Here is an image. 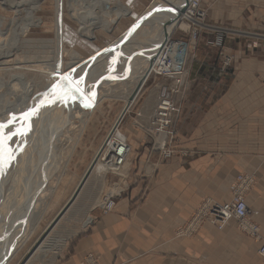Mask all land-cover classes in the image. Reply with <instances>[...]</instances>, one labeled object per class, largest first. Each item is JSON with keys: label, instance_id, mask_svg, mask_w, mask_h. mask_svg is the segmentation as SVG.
<instances>
[{"label": "crops", "instance_id": "obj_1", "mask_svg": "<svg viewBox=\"0 0 264 264\" xmlns=\"http://www.w3.org/2000/svg\"><path fill=\"white\" fill-rule=\"evenodd\" d=\"M202 2L209 25H226L232 34L224 38L211 30L205 48L194 50L196 64L189 67V90L177 122L178 149L187 155L152 164L147 137L131 130L133 162L123 179L105 177L115 178L111 185L120 186L122 195L105 215L93 209L91 225L52 264H81L89 252L101 264H264L257 254L260 244L233 224L223 231L204 224L192 239L174 234L204 199L229 202L233 182L245 173L253 177L248 216L264 238V0ZM222 48L234 57L231 73L211 81ZM89 163L75 164L73 174L82 168L81 177Z\"/></svg>", "mask_w": 264, "mask_h": 264}, {"label": "bare ground", "instance_id": "obj_2", "mask_svg": "<svg viewBox=\"0 0 264 264\" xmlns=\"http://www.w3.org/2000/svg\"><path fill=\"white\" fill-rule=\"evenodd\" d=\"M42 1L43 0H21V2L17 5V7H25L26 9V18L24 19V24L21 28L22 36H19L20 44L18 47L20 48L18 50L15 49L14 53L13 51L5 50L8 41H4L0 44V74L2 77L5 76L9 79L5 82L4 79L0 77V123H6L13 116L17 117L16 121H22V114L28 112L29 109H32L37 102L44 98L46 93H49L48 89L50 86H52L54 82L59 79L57 75L61 76V78L63 76H68L69 80L72 81L70 85L73 86L74 89L75 82L80 81L81 77H83L82 82L79 84L81 91H75L80 93L85 100H88V102L92 92L95 93V96L90 101L92 107L88 108L87 111L81 109L78 105L74 104V102L71 103L70 99H68L67 102L66 99L69 96H66L63 99L59 97L55 98L56 100L54 103L48 104L47 107H44L36 115L32 116L26 125H23L25 127L26 134L19 135V137H17L18 141L16 140L17 143L15 146L11 143L13 140L11 141L9 139L5 142V148L7 150L5 160H7V154H11L12 159L8 161L11 163L9 167L7 166L8 162L0 165V264H12V260L18 255L34 230H36V227L50 205L52 197H55L57 185H59L58 183H60L64 178L63 176L70 166L71 153L73 152L75 144L79 140L83 126L87 124L90 114L95 111V109L99 106V103L105 97L112 98L114 96L111 88L113 85L119 83L124 87L123 95L120 96V100L123 101L124 105L110 129H112L111 132L114 130L113 133L121 135L120 138L124 144L127 143L129 148L127 149V146L125 145L127 149L126 157L130 160L132 148L128 142L127 136L121 132L119 123L123 120V116L129 111L128 109L136 101L139 93L145 85L148 84L149 79L152 76H155L154 74L158 76V71L170 70L171 66L167 62V58H165L167 51L166 44L170 40V36L172 35L175 27L182 20H184V18H188L186 8L191 2V0H187V5L183 7L182 5L185 0H153L151 1L152 3L150 2L151 5L149 4L150 6L144 12L136 16L135 19L133 18L134 21L120 34L119 37L111 41L109 44L98 48L92 55L88 57H81L75 50H67L63 48L61 41L63 36H61L62 27L60 19L62 12V0H53L55 13L54 39L39 41L40 46L43 47L44 51L40 53L41 57H39L37 62L34 60L32 61V58L29 57L25 59L24 56H22V59H24L22 61L19 58L18 52L29 48L36 43L28 38H25L26 36H24V34L26 35L32 27H38L41 24V20L36 18L34 15L41 9L40 6ZM88 1L90 2L91 0H86L84 2ZM73 2L74 1L72 0L70 10L68 11L69 16L79 23V35L90 41L95 39L96 31H101L109 35L114 30L120 19L132 15V10L125 6L121 0H99V3L97 2L98 5H100L99 15L97 14V11L91 9L95 6L94 3L90 6L84 5L85 8L81 11L77 10L79 8H76L75 3ZM111 2L114 5H111ZM167 6L177 7V16H172L167 9L165 10ZM26 7L29 8L27 9ZM101 15L102 17H99ZM134 25L138 26L133 30ZM164 27L165 30L163 29ZM128 36L130 39L128 38L129 40L124 44V46L123 44L122 46H119L122 41L127 39ZM1 37H6L8 39L10 36ZM51 46L53 51H47L48 48H51ZM175 49L174 44H172L171 51L174 52ZM118 52L119 54H117ZM191 54L189 58L191 57ZM113 57H115V60L120 57V65H114L115 74L108 71V67H111L112 65L110 64L114 62ZM17 58L20 59L19 62ZM64 59L67 62H65ZM186 62L187 61H185L184 68L186 66ZM125 66H127L126 68L129 70V75H126L127 77H123L122 75ZM26 72L34 73L36 77L38 76L45 80L42 89L37 91L41 93H38L39 95L34 101H32V95L35 88L39 86L33 84L32 80H26ZM185 73L187 74V71H185ZM111 74H114L115 78L112 77L113 79H110V77L108 79ZM121 75L122 77L118 78L120 81H116V77ZM102 76L105 78L107 76L108 80L102 79L99 81V78ZM162 76L163 75L160 77ZM188 86L189 81L187 75V88ZM3 89H6L8 93L4 92ZM45 89H47V91L42 93ZM163 91V89H160L159 96L162 95ZM9 95H11L10 98L14 99L16 102L9 104ZM165 108L166 104H160V101L157 100L149 119H152L153 117L158 120L161 119L162 115L159 113L164 111ZM180 111L175 123V130ZM74 121L80 123L82 128L80 129V124L76 125ZM67 122H69V125L66 124ZM14 123L13 125L10 124L8 128H6L5 133L22 127V124ZM50 123H53V125L56 124L50 129L51 132L46 129ZM60 123H63L64 125L63 127L58 128V124ZM36 125L38 127L34 128ZM68 127H71L69 128L71 130L79 128L78 135L74 137L75 139H73V137L70 138L69 130L67 129ZM38 128H41L40 131ZM138 128L145 132V130H147V124L138 125ZM37 130L39 131V137H37L38 139H36L32 145L33 156L29 153V157L26 155V158L24 159L17 158V160L20 161L15 163L13 158L17 147L24 145L26 142L29 143L30 138L33 137L32 135L35 134L34 132L37 133ZM145 135L151 142V138L146 132ZM14 141L13 144L15 143ZM63 142L67 145L64 146ZM114 142L115 140H113V137L111 140L110 138L108 140V135L106 136L102 145L100 144L101 146L98 148L99 150L95 153L94 158L91 160L89 165H87L83 175L77 182L75 189L72 190L73 192L70 194L69 198L45 227L42 236H45V234L51 230L59 219L68 211L80 192L87 186L90 176L95 174V179L103 180L104 176L102 172H107L110 176L116 177V175H119L120 179H123L126 172L125 170L130 165L129 160L123 158L124 161L122 164L117 166L115 162L111 160V152H108L107 154L104 152L105 145L107 144L109 147V144L113 145ZM176 142L175 145H177ZM148 147L149 155L152 156L153 151L150 143ZM111 148L112 146L110 149ZM176 150L177 149H175L174 155L167 161L175 157ZM180 154L181 156L187 155V153L184 152H180ZM21 163L27 165V167L25 166V169L20 167L19 169L17 165ZM30 164H33L31 167L36 169L35 173H32L34 170L32 171L31 167H29ZM7 167L9 168L8 173ZM21 170H24L23 172L25 175L22 176L20 181L18 178V171L20 174ZM32 174L34 175L32 176L33 179H28ZM6 183H8V185L5 189H2V186H4L3 184ZM252 184V175L237 176L230 188L232 198L229 202L217 203L211 200H205L199 207V210L195 212V214H192L186 225L177 231H182L185 234H192L198 230L203 222H209L211 225H215L217 228L222 229L229 224V222L235 221L238 223L239 228L242 231L255 240H258L259 227L249 220V208L244 195L245 191L250 190ZM121 195V188L119 186H112L109 190V195L102 198V209L104 214L113 210L116 200H118ZM97 197L98 196H96V198ZM242 202L246 206L244 219H241L240 221V219L236 220L232 217L227 219L220 218L222 213L226 211L225 208H231L233 204ZM66 238L61 240L58 238L59 240L54 243L57 247H64L67 240ZM41 240V238H37L34 241L32 244L34 249L40 245L42 242ZM31 247L25 250V254H31L34 251V249L30 251ZM257 254L264 260V242H262ZM22 256L23 255H20L19 258ZM18 259L13 264H16ZM84 264H99V262L94 256L88 255L85 258Z\"/></svg>", "mask_w": 264, "mask_h": 264}, {"label": "rangeland", "instance_id": "obj_3", "mask_svg": "<svg viewBox=\"0 0 264 264\" xmlns=\"http://www.w3.org/2000/svg\"><path fill=\"white\" fill-rule=\"evenodd\" d=\"M73 1H74L73 3H75V5H76V8L77 7L79 8L77 10H81V11L85 8L84 5L90 6L91 4L93 5V3H94L95 6H93L92 8L90 7V8L94 9V11H97L98 15L100 14V12H99L100 11V7H99L100 5H98L99 0H91L92 2L91 1L90 2L89 1L84 2L86 0H73ZM121 1L125 6L129 7L132 10V15L129 17L120 19V21L117 22L114 30L109 35L104 33V32H101V31H96L95 39L90 41L87 38L79 35V31H78L79 23L76 22L74 19H72L69 16L68 11L70 10V5H71L72 0H62V12L60 15V19H61V27H62L61 36H63L62 37L63 39L61 38L62 39L61 41H62L63 48H65L67 50H70V49L75 50L81 57H88V56L92 55L98 48L109 44L111 41H113L117 37H119L120 34L123 31H125L131 25V23L134 21L135 17L138 16L139 14H141L142 12H144L151 5V3H152L151 1H153V0H121ZM19 2H21V0H0V44L4 41H6V42L8 41V44L5 47L6 48L5 50L6 51H8V50L13 51L14 53H15V49L18 50L20 48V47H18L20 44L19 43V41H20L19 36H22L21 28L24 24V19L26 18L25 7H17ZM201 2H202V0H201ZM53 4H54L53 0H43L41 2V6H40L41 9L39 8L40 10L35 13L34 16L41 20V24L38 27H34V28L32 27L29 30V32L26 33V35L24 34V36H26L25 38H28V39L36 42V43L33 44L32 46H30L29 48H26V49L18 52L19 58L22 61L24 60V59H22V56H24L25 59L27 57H29V58H32L31 59L32 61L34 60L35 62H37L39 57H41L40 53H42L44 51L43 47L40 46L39 41L53 40L54 39V36H55V34H54L55 33L54 15H55V13H54V5ZM112 4L113 3L111 2V5ZM202 5H203L204 9L207 11L206 16H208L207 7L203 4V2H202ZM63 6H64V8H63ZM26 8L28 9L29 7H26ZM63 11H64V13H63ZM99 17H102V15ZM207 19H208V17H206V20L204 22L206 25H209V23L207 22ZM222 20H223V18H222ZM62 22H63V24H62ZM216 28H217L216 31L220 32V34H222L221 36H224V38L225 37H228V38L231 37L230 36V34H232L231 30L226 25H219V26H216ZM186 30H187V24L184 22V20H182L180 22V25H178L174 29L170 38L175 40V39H178L181 37H186L187 36V33H185ZM210 34L211 33L209 30L201 31L200 36H202L203 39L200 38V41H199L198 45L196 46V48H205L204 47L205 39H208L211 36ZM1 36H10L9 38L11 40L9 38L7 39L6 37L3 38ZM34 39H36V40H34ZM196 48H195V50H196ZM50 50L53 51L52 46L50 49L48 48L47 51H50ZM194 53L195 52L192 51L191 57L186 62L188 81H189V67L191 65H192V67H194L196 64V58H194ZM117 54H119V53H117ZM19 58H17L18 62L20 60ZM119 58H117L115 60V57H113L115 63L112 62V64H110L112 66L108 67V71L114 73V70H115L114 65L115 64L120 65ZM217 59H218V56H217ZM65 62H67V61L65 60ZM218 64H219V62H218ZM218 64L216 67H214L212 69V71H210V80L211 81L217 80L218 78H220L219 77L220 74L218 73V68H217ZM24 65H27V64H24ZM121 65H122V62H121ZM198 66H199V64H198ZM126 67L127 66L124 67V72L122 73L123 77H125L126 75H129L128 74L129 70H127ZM231 68H229L227 73L221 77H225V76L228 77L229 76L228 74L231 73L230 72ZM125 70H126V72H125ZM114 74H111L108 77V79L110 77H111L110 79L115 78ZM122 75L117 76L116 81H120L118 78L122 77ZM0 77H2L1 74H0ZM25 77H26V80H32L33 84H36V86H39V87L35 88V91L32 95V99H33L32 101H34L36 99V97L41 93V92H37V91H40L42 89V86H43L45 80L41 79L38 76L36 77L34 73H27L25 75ZM103 77L104 76L100 77L99 80ZM2 78L4 79L5 82H7L9 80L5 76H3ZM105 79H107V76ZM164 79H166V81ZM169 81H170V79L167 77L164 78V77H160V76H156V75L152 76L149 79L148 84L145 85V87L142 89V91L137 96L136 101L128 109L129 111L123 116V120L120 121L119 126L121 129V132L127 136L128 142L130 143V141H131L132 145H134L135 142L130 140V138H132V135H133V134L131 135V133H133V132L136 133L135 131H137V133H143L140 135H142V136L145 135V132H143L140 128H138V125H145L146 124V122H147L148 118L151 116L152 111L154 109V106L157 102V97H159V95H160V89L166 84V82L168 83ZM116 85H113L111 88L113 91L112 94L114 96L112 98L111 97L110 98L105 97L99 103V106L95 109V111L90 114V116L87 120V124L85 126H83V128H82V125L80 123H78L77 121H74L76 125L80 124L79 128L80 129L82 128L83 130H82V133L79 137V140L75 144L73 152L71 153L70 166L68 167V169L66 170V173L63 176L64 180L62 179L61 182L58 183L59 185H57V191H56L55 197L54 196L52 197L50 205L46 210V213H44L42 219L40 220L38 226L36 227V230H34V232L30 236L27 243L24 245V247L21 249V251L18 253V255L12 260V264L19 258L20 255H23V256L18 259L16 264H52V262H55V260L57 261L60 257L63 256V254L66 252V249L68 248L70 241L72 239H74L76 236H78L83 230L88 228V226L91 225V223L93 221V217H95V214H96V211H94L93 209H95V210L98 209L102 215L107 214V213H105V214L103 213L102 198L107 197L109 195V190L112 188V186H115V185H111L112 181L115 178H110L106 182L105 177L106 176L110 177V175H108L107 172H102V174L104 176L103 180L95 179V177H96V176H94L95 174L90 176L87 186L85 187V189H83L80 192V194L78 195L77 199L72 204V206L59 219V221L54 225V227L51 230H49L45 234V236H42L43 230L48 225V223L53 219V217L59 211V209L63 206V204L66 202V200L69 198L70 194L73 192L72 190L75 189V186H76L78 180L80 179V176L78 174H80L83 171L82 168L81 169L76 168L77 175L76 174L74 175L72 170H71V169H73L72 167L78 163L91 162V159H93L95 156V155L93 156V151L98 146L97 142H99L100 137L104 136L103 141L101 142V145H102V143L104 142V140L106 138V135L108 134V132L111 128V126H113V125H111V126H107L106 128H104L106 125H108V123H107L108 120H112L116 116H118V113L123 108L124 103L122 100H120V96L123 95V88L124 87L120 83L116 84ZM90 88H93V87H90ZM188 90L189 89L187 88L185 93H184V96L182 98L181 111H180V115H179L180 117L178 119V124H179L181 117H182V113H183L182 110H183L184 102H185L186 97H187ZM46 91H47V89L42 91V93H44ZM4 92L8 93L6 89L4 90ZM8 97L10 99L9 104L16 102V101H14V99L10 98L11 95H9ZM36 104L34 105V107L36 106ZM47 105L48 104H46L44 107H47ZM44 107H41L39 111H41ZM84 110L87 111L88 109H84ZM139 114H140V116H139ZM116 118H115V120H116ZM22 120H23V117H22ZM15 122L16 123H14V124H22V121H20V122L15 121ZM103 122H104L105 126H102ZM56 124H57V122H56ZM56 124H54V125H53V123L48 124V126L46 127L47 131L51 132L50 129L52 128V126L54 127ZM66 124L69 125V122H67ZM178 124L176 125V130H177V142H176V144L177 145H175V149H177V150H176L175 156H177V155L181 156L180 152L182 151V150L178 149L179 140H180V137L178 136V128H177ZM63 125H64L63 123L58 124V128L63 127ZM35 127H38V126L36 125V126H34V128ZM69 128H71V127L67 128L69 130L70 138L73 137V139H75L74 137H76V135H78L79 128L73 129V130H71ZM40 129L38 128L39 131H40ZM5 130L6 129H4V132H5ZM38 130H37V133L34 132L35 134H33L32 136L33 137L35 136V137L34 138L31 137L29 143L26 142V143H24V145L17 147L14 158H13V161L15 163L17 161L18 162L20 161V160H17V158L18 159H20V158L24 159V158H26V155H28V157L30 155L33 156L32 145L34 144V141H36V139H38L37 137H39L38 136V133H39ZM70 132H72V133H70ZM94 134H96V136H97L95 139L96 141L92 137ZM17 137H19V135L12 136V138L10 139L11 141L15 140L14 144H13V141L11 142L13 146H15V144L18 141ZM147 139H148V137H147ZM149 143L151 144V142L148 140V145H149ZM63 144H64V142H63ZM65 145H67V144H64V146ZM148 145H147V147H148ZM100 146H99V148H100ZM27 149H28V151H27ZM133 150H134V147H133ZM21 151H22V153H21ZM29 153H30V155H29ZM19 154L22 156H20ZM148 155H149V153H148ZM133 160H134V153H133V155H131L129 162L130 161L133 162ZM150 161L151 162L154 161V163L155 162L160 163L158 160V154H153ZM165 163H167V162H162V164H165ZM10 164L11 163L8 162L7 166L9 167ZM152 164H153V162H152ZM25 166L27 167V165H24L23 163L17 165V167L19 169H20V167H23L25 169ZM31 166H33V164H30L29 167H31ZM8 167H7V173L9 171ZM31 169H32V171L34 170L32 173H35L36 169H33V167H31ZM127 169L125 171H127ZM23 171L21 170L20 174L18 171V178L20 179V181H21L22 176L25 175ZM130 172H131V169L128 170L129 178L126 179L127 183H129V185L131 184ZM240 175L246 176L245 173L240 174ZM32 176H34V175L32 174L30 176V178H28V179L32 180L33 179ZM117 176H119V175H117ZM3 185L4 186H2V189H5L6 186L8 185V183L3 184ZM230 192H231V189H230ZM247 192L248 191L244 192L245 198H246ZM96 196H98V197L96 198ZM205 200L206 201L211 200V201L217 202L216 200H212V199H204L203 201L198 203V205L195 207V209L191 213V216L193 213L195 214V212H197L199 210V207L203 204V202ZM95 201H96V203H94ZM217 203H222V202H217ZM223 203H225V202H223ZM87 219H89L90 222L88 223V225L86 227L82 228L81 226L84 224V222L86 223ZM249 220L251 221L250 218H249ZM251 222H253V221H251ZM80 223H81V225H80ZM186 223H187V221H186ZM186 223L183 226H185ZM204 224L211 225L209 222H203L202 225L198 228V230ZM230 224L235 225V227L237 228V230L241 234L250 238L251 240L256 241L257 243L260 244V246H261L262 242H264V238H262V236L260 234V227L256 223L255 224L259 227V234H258L259 239L258 240H255L254 238L247 235L244 231H242L239 228L238 223L235 221L229 222V224H227L222 229L217 228L215 225H211V226H214L219 231H223ZM178 229H180V228H178ZM177 230L174 232L175 236L178 238H186V239H192L196 235V233L198 232V230H197L196 232H193L192 234H185L182 231L178 232ZM72 235H75V236H72ZM37 238H41L42 242L40 243V245L36 249H34L32 244L34 243V241ZM58 238L60 240L66 238L67 244L64 247H57L54 242L58 241L59 240ZM260 246L257 249V251L260 249ZM30 247H31L30 251H32V249H34V251L31 254H28V253L25 254V250L27 248H30ZM88 255H92L96 258V260H98L97 256L94 253L89 252V253L84 255V257L81 260V264H84L85 258ZM258 256L260 257V255H258ZM261 259L263 260V258H261ZM98 262H99V260H98ZM99 264H101V263L99 262Z\"/></svg>", "mask_w": 264, "mask_h": 264}, {"label": "built area", "instance_id": "obj_4", "mask_svg": "<svg viewBox=\"0 0 264 264\" xmlns=\"http://www.w3.org/2000/svg\"><path fill=\"white\" fill-rule=\"evenodd\" d=\"M206 10L204 9L201 0H191L190 4L187 5L186 14L188 18H184V22L187 24V33L186 37H181L178 39H172L167 42V51L165 58L170 64V70H161L158 71V76L163 75L164 78H169L171 81L161 88L163 93L157 100L160 101V104H166L164 111L159 114L162 115L161 119H152L147 120V130L145 132L151 138V149L153 154H158L159 162L167 161L175 153V142H176V130L175 123L178 118V114L181 108L182 98L187 89V74L185 73L186 66L184 68L185 61H188L191 51H194L196 46L200 41V34L203 30H214L217 28L214 26L206 25ZM172 44L176 48L174 52L171 51ZM167 56V57H166ZM218 73L219 77L225 75L229 68H231L234 57L227 51L220 49L218 54ZM156 72V71H155ZM156 75V74H154ZM157 76V75H156ZM166 81V79H164ZM140 116V114H139ZM110 129L108 135V140L113 137L115 140L114 144H107L104 147V152L106 154L111 152V160L115 162L117 166L121 165L124 161L123 158H126V151L129 148L127 143H123L118 133L111 132ZM106 135V136H107ZM117 136V137H115ZM125 140V139H124ZM127 146V149L125 147ZM112 148L110 149V147ZM109 148V150H108ZM108 163V162H107ZM220 218H234L241 221L244 219L246 206L242 203L233 204L231 208H225Z\"/></svg>", "mask_w": 264, "mask_h": 264}, {"label": "snow or ice", "instance_id": "obj_5", "mask_svg": "<svg viewBox=\"0 0 264 264\" xmlns=\"http://www.w3.org/2000/svg\"><path fill=\"white\" fill-rule=\"evenodd\" d=\"M159 10V9H158ZM171 10V9H169ZM138 25H134L133 26V30L135 27H137ZM83 77H81L80 81H76L75 82V90L76 91H81L79 84L82 82ZM63 82H68L69 84L72 83V81L69 80L68 76H63L62 77V83H54L52 85V91L51 93H46L44 95V98L41 99L35 107H33L32 109H29L28 112H25L22 114L23 120H22V127L20 128H16L14 131H9L7 133L4 132V129L8 128V126L10 124H13L16 120L17 117L13 116L9 121H7L6 123H0V165H2L3 163H6L8 161H10L12 159L11 154H7V160H5V154L7 152L6 148H5V142L9 139L12 138V136L15 135H24L26 134V130L25 127L23 125H26L28 121H30V119L32 118V116L36 115L39 112V109L41 107H44L46 104L48 103H54L55 102V98L59 97L61 99H63L64 97H66L68 95V90H66L63 87ZM95 93L92 92L90 94L89 97V103H86L84 106L88 107L90 106V101L92 98H94Z\"/></svg>", "mask_w": 264, "mask_h": 264}, {"label": "water", "instance_id": "obj_6", "mask_svg": "<svg viewBox=\"0 0 264 264\" xmlns=\"http://www.w3.org/2000/svg\"><path fill=\"white\" fill-rule=\"evenodd\" d=\"M189 1V0H188ZM188 1L187 0H185V2H184V4L182 5L183 7H185L186 5H187V3H188ZM168 10V12H170L171 13V15L172 16H177V7H170V6H167L166 8H165V10ZM169 9H171V10H169ZM164 30H165V27L163 28ZM136 30V29H135ZM129 36H131V35H129ZM127 37V39L126 40H124V41H122L121 42V44L119 45V46H122V44H123V46H124V44L130 39V37ZM129 38V39H128ZM119 53V52H118ZM57 77L59 78L56 82H54V83H62V78H61V76H59V75H57ZM102 79H105V77H103V78H101L100 80H102ZM99 80V81H100ZM63 87L66 89V90H68V95L67 96H69L67 99H66V101L68 100V99H70V102L71 103H73L74 102V104H76V105H78L81 109H88V108H91L92 107V105L90 104V106H88V107H85L84 105L86 104V103H89L88 102V100H85L82 96H81V94L80 93H78V92H76L75 91V89H74V87L73 86H71L68 82H63ZM51 91H52V86H50V88L48 89V92L49 93H51ZM56 100V99H55ZM68 102V101H67ZM48 104H50V103H48Z\"/></svg>", "mask_w": 264, "mask_h": 264}]
</instances>
